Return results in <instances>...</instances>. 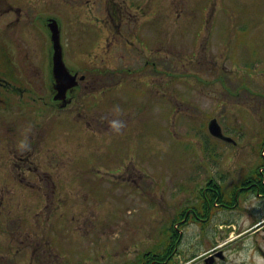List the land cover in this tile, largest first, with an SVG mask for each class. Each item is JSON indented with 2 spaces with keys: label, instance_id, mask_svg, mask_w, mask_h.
<instances>
[{
  "label": "rangeland",
  "instance_id": "rangeland-1",
  "mask_svg": "<svg viewBox=\"0 0 264 264\" xmlns=\"http://www.w3.org/2000/svg\"><path fill=\"white\" fill-rule=\"evenodd\" d=\"M8 1L16 11L19 7L25 8L23 3L28 2L27 5L32 6L27 14L28 18L29 14L31 17L37 14L58 15L65 22L66 29L74 20L91 21L102 18L105 14L101 0H60L55 10L51 5L55 4L51 3L52 0ZM217 2L210 26L207 22L201 24L195 19L179 26H169L167 23L154 26L150 24L149 30L141 32L143 27L140 24L144 18L140 17L136 27H141L139 33L142 39L137 40L131 47L125 46L123 38L119 40L120 47L116 51L121 53L119 58L111 56L115 50L113 46H107L111 41L101 43L102 48L91 50L93 57L99 52L104 53L106 62L101 63L99 57L98 65H107L110 69L120 65L140 68L148 58H153L157 64L155 67H151L150 63L144 65L142 69L146 76L141 75L138 78L136 73V90L131 86H125L121 90L119 98L120 108L124 112V138L106 145L108 162H102L101 168L107 174L98 173V166L95 165L88 166L90 174L71 170L74 159L70 156V151L77 146V137L70 135L58 144L50 143L52 139L47 142L46 145L56 152L64 153L48 161L45 153L41 159L45 163H62L44 166L45 171L57 173L60 182L64 181L59 187L62 197L56 213L57 217H64L67 222L59 223L57 217L48 219L50 213L44 212L45 238L49 236L48 240L53 242V254L48 257L49 251L42 255L41 249H37L33 260L29 259V253L26 257L18 254L22 264H127L128 259H133L136 252V248L132 252L128 246L134 247L140 242H147L153 234L156 241H159V236L164 237L160 226L168 224L172 213L187 201L195 203L197 197L201 199L200 192L202 195V189L209 177L221 189L226 190L228 197L233 188L232 183L244 178L254 169L258 160L257 145L264 139V0ZM15 17L13 12L12 19ZM21 17L25 15L22 14ZM2 19L4 18L0 19V23ZM21 21H27V18ZM29 22L32 23V20ZM37 26L41 31L39 25ZM169 30L173 37L167 44L164 42L167 39L160 37L167 35ZM72 36L67 37L70 40L66 43L69 47L74 44ZM193 37L199 38L200 44L196 45V56L192 64L190 63V68L183 71L186 78H182L178 72L165 71L167 76L155 73V69L170 67L163 55L167 50L175 57L173 63L180 66L188 64L191 58V47L188 44ZM74 39L79 42L86 40L82 36ZM200 39H204L203 48L211 42L208 51L203 52V41ZM44 44L49 45L47 38H44ZM30 45H34L33 40ZM171 49L177 52V58ZM183 51L187 55L184 60ZM31 56L35 55L32 53L29 57L35 65H46V47L42 53L39 52V59ZM91 56L85 58L75 54L72 60L83 65L90 61ZM17 66L20 67L19 62ZM15 76L19 82L23 81L20 79L19 70ZM147 78L155 84H161L165 80L168 83L162 88L157 84H149ZM259 92L262 96H259ZM117 97V92H114L111 98ZM111 98L103 99L102 106L110 103ZM19 112V109L15 110V113ZM130 112L135 114V120L128 125L133 116ZM213 117L220 123L224 134L236 141L235 145L213 141L210 136L207 137L209 134L206 126ZM45 120L51 129L53 118L46 115ZM90 131L94 133V130ZM95 131L98 132L96 127ZM107 134L112 135L113 132L109 130ZM56 135L59 136L60 133L56 132ZM249 150L252 151L251 154ZM117 157L124 159L125 163L121 164L122 169L118 171L114 163ZM74 175L80 179L76 187L71 186L68 181ZM86 177L93 181L91 186L81 185L80 182ZM133 178H136V182ZM1 181H6L8 185L4 186V190L9 187L12 196L14 192L20 191L18 185H12L14 182L10 176H3ZM198 190L200 192L196 194ZM103 191L106 197H99ZM192 194L195 196L192 197ZM252 196L239 197L237 206L248 214L245 212L238 217L241 226L233 225L236 227L234 242H229L230 237L226 232L230 227V219L237 212H230L233 208L229 205L210 203L204 210L209 216V226L203 228V239H196L198 246H203L202 250H205L213 244L214 238L218 245L222 244V249L226 246L224 254L229 260L233 259L237 264H251L253 261L264 264V252L259 250L261 248L264 251L263 230L248 234L243 241L237 240L235 236L241 227L264 221V198ZM18 199L19 197H6L3 206L9 209L12 203V210L20 207L25 209L24 201L20 205L17 204ZM36 202V197L29 201L26 209L28 217H32L33 213L30 212L36 207ZM150 202L155 203L156 208L153 211L148 210L153 206L148 204ZM71 217L73 220L69 221ZM2 222L0 219V232L4 227ZM62 225H67V230ZM199 231L198 226L185 227L184 241H193L194 235ZM21 237L27 240L26 233ZM148 242L153 243V239ZM8 244L9 241H4L0 233V251H4L6 257H9V253L5 251ZM239 248L240 253H236L235 250Z\"/></svg>",
  "mask_w": 264,
  "mask_h": 264
},
{
  "label": "flooded vegetation",
  "instance_id": "flooded-vegetation-1",
  "mask_svg": "<svg viewBox=\"0 0 264 264\" xmlns=\"http://www.w3.org/2000/svg\"><path fill=\"white\" fill-rule=\"evenodd\" d=\"M172 1V8L179 7L177 2L174 0ZM58 2L60 3V0H52L51 3H55L51 4L52 7L54 8ZM25 3H23V5L26 6L25 8L19 7L16 11L8 0H0V19L4 18L0 23V59H4L0 61V141L3 139L6 140L7 134L12 133V135L19 134V136H24L28 141H35L37 146L13 147L10 145L11 138L8 137V143L6 145H0V170L5 171L9 169L10 172L4 173V175L9 174L14 180V184L18 185L20 190L18 193L13 191L14 196H12L11 193L4 194L0 192V212L2 208V197H48L44 194L45 184L53 181V178L58 176L57 173L51 174L45 171V168L41 167L45 164L41 159V154L43 153V117L45 105L48 107L49 111H52L51 116L54 115V120H57L61 116L60 109H57L60 102L55 101V103H50L49 105L48 102L45 101L47 97L49 98L48 100L51 98V100L54 101L52 98L55 96V92L52 89V83L47 80L45 82L44 66L28 65L27 60L32 53L35 55L33 57L39 58V52L42 53L45 48V33L48 34L49 30L46 28V19L40 18V15L39 17L38 14L31 17L29 14L28 18L27 14L32 6L27 5L28 2ZM101 3L105 10L104 17L96 18L95 22L92 21L88 24L80 23L78 26H75L74 32L84 37L86 40L82 42L87 43V49H78L76 54H86L90 56V54H88L90 50L93 48H102V46H100L101 43L105 44V41H111L110 45L107 44V46H113L115 50L111 56L117 59L121 55V53H116L120 47L118 43L119 40L123 38L127 44H131L130 40L136 39V7H138V5L136 4V0H101ZM197 9L203 11L202 2L198 4ZM22 10H24V12H22ZM13 12L16 14L14 19H12ZM22 14H24L25 17H21ZM24 18H27V21H21ZM30 20H35L41 31H39L33 23H30ZM82 26L85 27L83 28ZM26 40H28V43H26ZM32 40L34 41V45H30ZM65 40H67L66 37ZM32 47L34 49H31ZM49 51L50 50H47V53ZM70 51L68 50V52ZM103 54L104 53L99 52L94 57L91 56L94 58L92 64L100 68L101 66L98 65L97 59L100 57L101 63H104L105 58ZM14 56H19L18 58L23 56L25 65L21 67L14 66ZM15 64H17V62ZM17 70H19L20 79L23 80L22 82H19L15 76ZM128 71H130L129 68ZM87 78L88 77L85 76L84 80L78 81L77 86L72 92L68 90L66 93L67 96L73 94L78 95V100L80 96V102L78 104H74L77 99L74 101L73 109H76L74 114L81 116L82 119H86L88 111L91 110V105L86 101L85 96L89 100L88 96L95 88L100 89L102 95H109L110 93L108 88H104V86H108L109 83L87 81ZM30 102H36L37 106L29 108ZM87 105L88 107H86ZM14 108L17 110L19 109L20 112H14V114ZM4 112L10 113L12 116H4ZM20 121L23 122V129L18 130L17 133V126ZM54 124L55 121H53V126ZM13 170H17V172L14 174ZM27 187H36V195L27 194ZM39 190L42 194L38 192ZM25 200L26 198L23 199V201ZM234 222L237 223L236 216H234ZM252 227L253 226H251V228ZM248 229L249 228L245 229L242 233ZM171 245L173 244L170 243L169 246ZM211 250H209V256L207 255L208 257L206 258L203 257L198 259V256L192 258L191 260H196L192 264H222L221 262L237 264L233 259L228 260L224 258V256L217 253L216 250L211 253ZM210 254H212L213 257ZM156 262L155 260H150L148 264H155Z\"/></svg>",
  "mask_w": 264,
  "mask_h": 264
},
{
  "label": "trees",
  "instance_id": "trees-1",
  "mask_svg": "<svg viewBox=\"0 0 264 264\" xmlns=\"http://www.w3.org/2000/svg\"><path fill=\"white\" fill-rule=\"evenodd\" d=\"M263 144H264V139H263ZM263 167L264 168V156L259 154V163L258 166L256 167L255 170H253L250 173V176L247 177L244 182L241 185H248L250 187L249 190L252 192H258L260 194H264V171L260 172L259 168ZM207 189L206 192L203 194L204 197H211L207 199V202H214L215 200L219 203L227 205V202H233V198L229 197V201H224L223 197H225V200H227V193L224 189H221L220 187L215 186V184H207ZM203 206L206 207V201L203 202ZM157 256H164V255H157Z\"/></svg>",
  "mask_w": 264,
  "mask_h": 264
},
{
  "label": "water",
  "instance_id": "water-1",
  "mask_svg": "<svg viewBox=\"0 0 264 264\" xmlns=\"http://www.w3.org/2000/svg\"><path fill=\"white\" fill-rule=\"evenodd\" d=\"M52 40H53V49H54V55H53V63H54V74L57 81H65L66 83L69 81H72L74 77H70L69 74L64 69V65L61 58V50L58 40V31L53 27L52 28V34H51ZM65 91V90H64ZM208 130L210 134L214 137H217L219 139H222L227 142H231L232 140L228 137H225L219 125L217 124L216 120L213 119L208 124Z\"/></svg>",
  "mask_w": 264,
  "mask_h": 264
}]
</instances>
